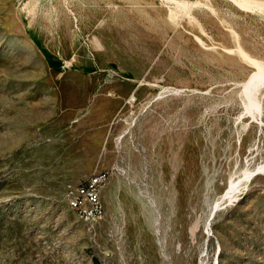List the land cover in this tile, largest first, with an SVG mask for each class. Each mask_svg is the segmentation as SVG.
Returning <instances> with one entry per match:
<instances>
[{
    "label": "rangeland",
    "instance_id": "1",
    "mask_svg": "<svg viewBox=\"0 0 264 264\" xmlns=\"http://www.w3.org/2000/svg\"><path fill=\"white\" fill-rule=\"evenodd\" d=\"M0 264H264V0H0Z\"/></svg>",
    "mask_w": 264,
    "mask_h": 264
},
{
    "label": "built area",
    "instance_id": "2",
    "mask_svg": "<svg viewBox=\"0 0 264 264\" xmlns=\"http://www.w3.org/2000/svg\"><path fill=\"white\" fill-rule=\"evenodd\" d=\"M109 177L110 173L107 171L94 170L90 175L65 187V202L71 203L72 210L90 227L97 224L104 216L101 193Z\"/></svg>",
    "mask_w": 264,
    "mask_h": 264
},
{
    "label": "bare ground",
    "instance_id": "3",
    "mask_svg": "<svg viewBox=\"0 0 264 264\" xmlns=\"http://www.w3.org/2000/svg\"><path fill=\"white\" fill-rule=\"evenodd\" d=\"M67 205H68V207L72 210V208H71V203H67ZM73 212H74V210H72ZM75 213V212H74ZM76 214V213H75ZM77 215V214H76ZM80 218V217H79ZM197 227H198V225L197 224H194L191 228H190V236L192 237V238H194V236L196 235V231H197ZM177 251H179V250H177Z\"/></svg>",
    "mask_w": 264,
    "mask_h": 264
}]
</instances>
